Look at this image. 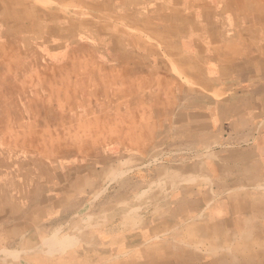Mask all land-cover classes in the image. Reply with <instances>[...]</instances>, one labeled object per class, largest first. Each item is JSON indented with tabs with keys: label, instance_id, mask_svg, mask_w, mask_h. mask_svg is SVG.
<instances>
[{
	"label": "crops",
	"instance_id": "crops-1",
	"mask_svg": "<svg viewBox=\"0 0 264 264\" xmlns=\"http://www.w3.org/2000/svg\"><path fill=\"white\" fill-rule=\"evenodd\" d=\"M263 247L264 0H0V264Z\"/></svg>",
	"mask_w": 264,
	"mask_h": 264
},
{
	"label": "bare ground",
	"instance_id": "bare-ground-1",
	"mask_svg": "<svg viewBox=\"0 0 264 264\" xmlns=\"http://www.w3.org/2000/svg\"><path fill=\"white\" fill-rule=\"evenodd\" d=\"M211 209V208H210ZM242 221V220H241ZM248 223H249V221H248ZM244 227V226H243ZM239 232V231H238ZM261 232V231H260ZM249 236V235H248ZM238 241V240H237ZM248 243V242H247ZM241 244V243H240ZM253 244V243H252ZM192 245V244H191ZM233 246H234V244H232ZM238 245V244H237ZM242 245H243V243H242ZM250 245V244H249ZM106 246V245H105ZM229 247V246H228ZM249 247V246H248ZM222 248V247H221ZM224 248V247H223ZM227 248V247H226ZM237 248V247H236ZM264 248V247H263ZM242 249V248H241ZM228 250V249H227ZM230 251V250H229ZM256 251V250H255ZM234 253V252H233ZM251 254V253H250ZM238 255V254H237ZM198 256V255H197ZM209 257V256H208ZM211 257V256H210ZM250 257V256H249ZM255 257V256H254ZM177 258V257H176ZM206 258V257H205ZM196 259H198V258H196ZM116 260V259H115ZM183 260V259H182ZM214 261V260H213ZM181 262V261H180Z\"/></svg>",
	"mask_w": 264,
	"mask_h": 264
}]
</instances>
